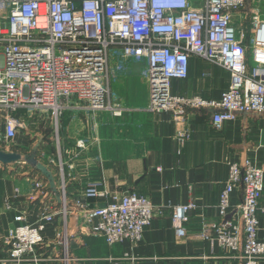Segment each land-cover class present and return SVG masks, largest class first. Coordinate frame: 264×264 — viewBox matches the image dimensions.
<instances>
[{
	"label": "built area",
	"instance_id": "2783aa9c",
	"mask_svg": "<svg viewBox=\"0 0 264 264\" xmlns=\"http://www.w3.org/2000/svg\"><path fill=\"white\" fill-rule=\"evenodd\" d=\"M246 3L201 0L195 6L191 0H0V139L12 142L17 130L24 127L19 113L30 111L52 120L60 153L58 122L65 112L122 116L123 108L107 100L109 65L114 58L147 62L146 109L171 112L176 123L184 120L188 108L211 109L216 129L239 114L264 117V0H252L249 26L244 27L234 22L233 12ZM191 56L202 57L228 72L229 85L219 99L172 93V79L188 76ZM96 128L93 122L95 134L75 140L73 161L67 164L70 170L75 169V157L89 155L93 149L96 161H102ZM189 137L186 128L176 129L177 154L182 153ZM58 165L62 204L52 206L44 182L35 177L29 200L46 203L38 210L35 222L23 220L0 236L6 252L0 263L42 264L52 259L40 249L46 243L42 232L57 215L66 224L69 210L65 163L59 159ZM263 174V168L248 158L229 163L217 203L220 219L203 225L199 232L201 238L216 240L242 264H258L264 257V242L257 238L258 212L264 216V206L259 203ZM101 184L87 182L81 196L73 201L83 213L82 226L108 245L140 242L153 219L149 197L127 191L100 206L82 199L106 196L107 192L98 188ZM238 188L242 199L231 204V194ZM15 193L5 196V210L15 209L19 190ZM193 208V203L171 206L177 236H185L188 213Z\"/></svg>",
	"mask_w": 264,
	"mask_h": 264
},
{
	"label": "crops",
	"instance_id": "0c3cea01",
	"mask_svg": "<svg viewBox=\"0 0 264 264\" xmlns=\"http://www.w3.org/2000/svg\"><path fill=\"white\" fill-rule=\"evenodd\" d=\"M191 1L195 6L201 2ZM240 16V11H234V22L246 27L249 19ZM129 61L135 60L114 58L109 65L107 100L123 108L122 116H113L109 112L86 115L75 111L61 116L60 143L62 141L63 149L60 153L55 145L58 170L51 156L47 160L51 166L45 173L28 162L27 165L34 168L19 173L0 161V236L23 220L35 222L37 212L45 202L29 200L35 177L44 182L52 206L60 207V159L65 163V194L69 210L66 224L57 215L54 223L43 230L46 243L40 249L52 259L42 264H242L216 240L201 238L199 232L203 225H211L220 219L217 203L227 179L229 163L248 158L264 170V117L239 114L216 129L212 124L211 109L188 108L184 120L176 123L171 112L146 109L148 83L137 69L139 64ZM140 63L142 68L145 63ZM228 85L229 74L225 69L202 57L191 56L188 76L172 79L171 91L176 95L219 99ZM93 122L97 124L102 161H96L93 149L89 155L75 157V169L70 170L67 164L73 161L75 140L92 137L95 134ZM182 127L188 130L190 137L182 153L177 154L174 135L176 129ZM0 131H3L1 122ZM19 131L12 143L26 150L29 141ZM21 166L17 165V168ZM94 180L102 182L98 188L107 195L82 198L93 206L104 205L113 195L127 191L149 197L153 219L140 242L108 245L102 237L90 234L87 226H82L83 213L75 208L73 201L81 196L87 182ZM16 189L19 194L14 199L15 209L5 210V196H14ZM241 199L242 190L235 189L231 204H237ZM188 203H193L195 208L188 213L185 236L179 237L172 224L170 208ZM259 203L264 206V190ZM258 216L257 238L264 242V216L260 211ZM4 257L6 252L0 245V260ZM66 257L67 262L64 261ZM258 264H264V257Z\"/></svg>",
	"mask_w": 264,
	"mask_h": 264
},
{
	"label": "rangeland",
	"instance_id": "374dc122",
	"mask_svg": "<svg viewBox=\"0 0 264 264\" xmlns=\"http://www.w3.org/2000/svg\"><path fill=\"white\" fill-rule=\"evenodd\" d=\"M252 0H247V3L243 7V9L238 10L241 12L242 19L246 17V19L250 16L249 8L251 6ZM262 5H264L262 3ZM264 17V15H263ZM249 26V23L248 25ZM119 61H122L121 58H118ZM128 62V61H127ZM132 63H137L138 70L141 71V76L147 81L145 74L147 62L145 60H142V62L145 63V65L141 68V61H129ZM113 76L114 73H111ZM148 83V81H147ZM19 116L21 117V121H23L24 127L20 129V133L23 136H26L29 141V148L26 150H21L18 148L15 144L12 142H6L3 138L0 139V154L3 155L6 158V155L14 154L16 159H8L6 158L7 164H9V167L13 169L14 171L18 170L19 173H21L24 170H32L33 166L27 165V157L32 155L34 159L38 162V164L42 165L45 169H47L49 166H51L50 162H48V158L51 156L54 157V166L56 170H58L57 166V151L55 149L56 141L54 139L55 132L53 129V122L49 117H46L45 115H35L32 114V112H26L22 111L19 113ZM59 125V139H62V132L60 127V122H58ZM61 148L63 149V143L61 141ZM72 147V146H70ZM74 150H72L73 152ZM62 152V151H61ZM17 161L23 162V164H19ZM17 165H22L20 168H17ZM0 245L2 247V243L0 242Z\"/></svg>",
	"mask_w": 264,
	"mask_h": 264
},
{
	"label": "water",
	"instance_id": "95a60500",
	"mask_svg": "<svg viewBox=\"0 0 264 264\" xmlns=\"http://www.w3.org/2000/svg\"><path fill=\"white\" fill-rule=\"evenodd\" d=\"M6 158H8V159H16V157L14 156V154L6 155ZM6 158L3 155L0 154V161H2L3 163H7L6 162L7 161ZM26 161L28 163H30V164L35 165V168L36 169H39V170H41L44 173L47 172V170L44 167H42V165L38 164V162L34 159V157H32V155L31 156L29 155L27 157Z\"/></svg>",
	"mask_w": 264,
	"mask_h": 264
}]
</instances>
